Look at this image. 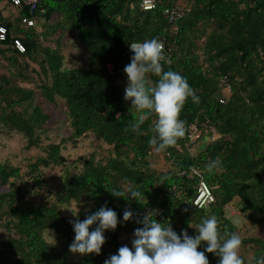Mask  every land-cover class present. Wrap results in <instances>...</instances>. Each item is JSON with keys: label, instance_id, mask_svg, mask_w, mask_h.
<instances>
[{"label": "trees", "instance_id": "obj_1", "mask_svg": "<svg viewBox=\"0 0 264 264\" xmlns=\"http://www.w3.org/2000/svg\"><path fill=\"white\" fill-rule=\"evenodd\" d=\"M155 1L154 10L143 11L142 0H41L31 13L0 0V134H19L27 149L44 155L29 159L25 172L0 161V264H104L121 246L132 248L134 230L142 227L136 220L149 211L158 222L180 226L177 234L187 230L193 237L194 228L215 215L222 236H240L244 264L264 259V234L241 236L226 214L233 207L252 228L264 227V0ZM175 6L185 15L173 29L163 9ZM152 38L164 44V70L186 78L199 97V103L189 98L180 116L186 133L197 127L196 147L208 136L198 152L186 149L184 136L157 153L149 144L154 113L139 131L130 128L136 114L124 99V68L133 55L128 48ZM70 49L81 63L65 55ZM226 87L229 97L222 94ZM59 109L69 135L56 143L48 133ZM84 138L92 139L93 151L67 163L64 145ZM158 155L165 164L155 171L151 161ZM217 159L218 170L209 173L206 165ZM49 167L60 171L57 190L34 202L28 195L41 192ZM191 169L200 171L214 195L203 209L192 203L198 179ZM183 171L188 173L178 176ZM114 189L126 196L114 197ZM129 189L145 196L138 203ZM106 203L120 223L105 232L101 254L71 253L75 232L69 221L77 217L65 212L79 213L83 221ZM125 209L134 213L131 221H123ZM122 233L130 237L121 240ZM205 255L218 264V256Z\"/></svg>", "mask_w": 264, "mask_h": 264}, {"label": "clouds", "instance_id": "obj_2", "mask_svg": "<svg viewBox=\"0 0 264 264\" xmlns=\"http://www.w3.org/2000/svg\"><path fill=\"white\" fill-rule=\"evenodd\" d=\"M129 47L133 55L124 68L128 77L124 99L131 102L130 112L134 110L136 114L130 128L139 131L146 118L154 113L157 119L152 127L154 135L149 144L157 153L163 152L185 136L181 112L189 98L199 103V97L186 78L175 71L164 70V44L158 38L133 42ZM152 76L158 77V80L154 82ZM119 118L117 114L116 119ZM219 163L217 159L206 165L208 172L218 170ZM111 195L123 198L126 192L114 189ZM127 195L138 203L145 196L138 189H129ZM72 213L77 219L69 221L75 232L69 251L82 256L101 254L106 243L105 232L115 231L120 223L116 211L106 203L83 221L78 218L79 213ZM154 214L149 211L142 219H137L136 222L142 227L134 230L132 248L121 246L118 254L111 255L104 264H209L205 253L218 256V264H244L239 254L242 244L240 236L235 232H225L222 236L217 216L212 215L197 225L194 228L197 234L193 237L187 230L177 234L171 223L158 222ZM133 218L134 213L125 209L123 221L128 222ZM94 225L95 229L90 231ZM189 227L193 228L191 225ZM203 244L207 246L201 251ZM258 264H264V259L259 260Z\"/></svg>", "mask_w": 264, "mask_h": 264}, {"label": "rangeland", "instance_id": "obj_3", "mask_svg": "<svg viewBox=\"0 0 264 264\" xmlns=\"http://www.w3.org/2000/svg\"><path fill=\"white\" fill-rule=\"evenodd\" d=\"M7 9L3 10V15H7ZM74 47V45H72ZM65 55L67 57H71V62L73 63H81L83 57H79L78 52L72 49L68 50ZM83 63V62H82ZM31 68H34L31 66ZM24 87H34V85ZM224 97H228L229 94H223ZM49 106V105H48ZM50 107V106H49ZM52 123H51V131L48 133V137L50 141L58 143L60 138L69 135L67 128L64 123V115L61 112V109L58 111L52 112ZM207 133V132H206ZM208 136H201V139L198 141V146L193 149V152H198L202 149V145ZM91 138L82 139L76 146H72L70 142L66 143L64 149L62 150V155L64 156L67 163L78 161L80 158L85 157L93 151L94 144L91 141ZM43 143H48L49 141H45L43 138ZM161 154V153H160ZM44 156L42 151L39 148L32 147L27 149L26 140L19 134L12 135H3L0 134V161L7 162L9 165L20 167L22 172L26 171V166L29 159L35 160L38 157ZM152 167L155 171L158 169L161 170L164 167V160L161 155L156 156L153 161H151ZM60 175V171L58 168L49 167L43 169V179L45 186L41 190L39 194H30L28 198L34 202H40L43 197L47 195L48 190L56 191L59 185L58 177ZM2 189L0 188V191ZM74 211L77 210L76 207H72ZM227 217L231 218L232 221H238L235 223L240 229V235L246 236L249 234L262 236L264 234L263 228H252L246 220L243 219L241 213L238 209L228 207L227 208ZM66 216L73 217V213L70 211L65 212Z\"/></svg>", "mask_w": 264, "mask_h": 264}, {"label": "built area", "instance_id": "obj_4", "mask_svg": "<svg viewBox=\"0 0 264 264\" xmlns=\"http://www.w3.org/2000/svg\"><path fill=\"white\" fill-rule=\"evenodd\" d=\"M10 2L15 7L27 6L29 7L30 12L32 13L35 10V8L40 4L41 0H10ZM141 8L143 11H152L156 8V1L155 0H142ZM163 14L167 17L168 22L173 26V29H176V23L182 17H184L185 10L183 9V7H180V6H175L171 8L166 7L163 9ZM26 23L27 25H33V20L32 21L29 20ZM4 33H5V30L3 28H0V38H2ZM14 43L19 51L22 52L24 50L22 44L19 41L15 40ZM128 49L131 52L130 47ZM108 69H110V66H108ZM222 91L223 93H227L230 95L229 87L223 88ZM210 132L214 133V130L210 129ZM214 136L216 137L215 133H214ZM197 138H198L197 127L191 126L185 135V142H184L185 147L188 151L190 152L193 151ZM187 173H188L187 171H183L181 173H178V176H183V175H186ZM190 173L191 175H194L198 179L196 196L192 202L193 206L196 207L197 209H203L214 202V195H213L212 189L206 183V181L204 180L199 170L191 169ZM180 190L181 189H178L177 186H173L174 195L178 194ZM173 230L176 233H179L180 226L173 227ZM128 237L130 236L127 233H122L120 236L121 240L128 239Z\"/></svg>", "mask_w": 264, "mask_h": 264}, {"label": "crops", "instance_id": "obj_5", "mask_svg": "<svg viewBox=\"0 0 264 264\" xmlns=\"http://www.w3.org/2000/svg\"><path fill=\"white\" fill-rule=\"evenodd\" d=\"M222 94H225V93H223V91H222ZM214 138H216V137L214 136Z\"/></svg>", "mask_w": 264, "mask_h": 264}]
</instances>
